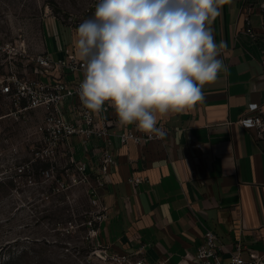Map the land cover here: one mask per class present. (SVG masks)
Returning <instances> with one entry per match:
<instances>
[{
    "label": "crops",
    "instance_id": "0c3cea01",
    "mask_svg": "<svg viewBox=\"0 0 264 264\" xmlns=\"http://www.w3.org/2000/svg\"><path fill=\"white\" fill-rule=\"evenodd\" d=\"M262 3L225 0L220 14L206 24L214 41L226 45L220 59L227 71L203 86V99L193 107L157 114V123L168 131L164 142L121 146L113 136L118 166L111 168L105 188L99 190L107 208L100 239L110 252L135 253L143 248L150 261L197 264L190 258L195 259L208 229L228 253L239 243L244 259L256 252L264 264V151L254 131L237 124L248 115L251 103L264 112ZM46 23L43 52L54 59L69 52L81 60L73 44L76 27L56 17ZM107 116L114 134L144 133L135 123L122 126L111 102ZM92 163L96 167L95 158ZM133 177L145 181L134 184Z\"/></svg>",
    "mask_w": 264,
    "mask_h": 264
},
{
    "label": "clouds",
    "instance_id": "9594fccd",
    "mask_svg": "<svg viewBox=\"0 0 264 264\" xmlns=\"http://www.w3.org/2000/svg\"><path fill=\"white\" fill-rule=\"evenodd\" d=\"M225 0H96L75 30L83 62V107L115 108L122 126L159 132L157 114L182 112L203 99L202 88L227 66L226 45L210 27Z\"/></svg>",
    "mask_w": 264,
    "mask_h": 264
},
{
    "label": "built area",
    "instance_id": "2783aa9c",
    "mask_svg": "<svg viewBox=\"0 0 264 264\" xmlns=\"http://www.w3.org/2000/svg\"><path fill=\"white\" fill-rule=\"evenodd\" d=\"M96 0L88 6L85 13L93 15ZM264 14V3L260 5ZM246 24H250L249 16H245ZM246 32L251 34V28ZM262 66L264 68V20L261 26ZM23 45L13 46L0 42V56L5 62L0 64V106L5 108L1 122L9 119L20 125H29L37 119L35 131L38 135L31 159L19 169L20 174L35 164L46 166L42 170L45 177L55 178V173L63 162L70 163L73 169H66L64 180L56 181V190L64 191L72 186L83 185L87 188L89 200L94 208L85 223L89 237L94 246L100 248V257L107 264H170L168 260L150 261L143 256V248L135 253H110L109 247L100 239L101 225L107 219V208L101 200L99 190L106 186V176L111 168L118 166L113 153V136L121 146L133 143L144 147L153 142H164L167 129L163 123H157L159 132L139 133L125 130L118 134L112 132L113 124L107 114L110 102H106L101 112L92 113L81 104L78 95L79 84L84 79L83 62L73 53H67L65 58L54 59L44 52L32 57L33 72H20L15 64L22 61L26 55ZM15 62V63H14ZM69 76L70 80H65ZM248 115L241 118L237 124L255 133L257 142L264 151V112L259 104L248 105ZM81 148L80 155L78 148ZM80 157V158H79ZM96 159V167L92 160ZM92 168H96L92 174ZM134 184L145 181L133 177ZM243 248L238 243L233 251H227L226 246L211 230H206L204 242L197 249L195 259L197 264H262L261 257L251 252V259L242 256ZM228 255V258H226Z\"/></svg>",
    "mask_w": 264,
    "mask_h": 264
},
{
    "label": "rangeland",
    "instance_id": "374dc122",
    "mask_svg": "<svg viewBox=\"0 0 264 264\" xmlns=\"http://www.w3.org/2000/svg\"><path fill=\"white\" fill-rule=\"evenodd\" d=\"M92 1L0 0V42L26 50L24 59L14 62L18 70L32 73V57L44 53L48 18L77 28ZM71 14L76 16L73 20ZM5 61L0 56V64ZM3 114L0 106V117ZM1 125L0 264H107L85 225L94 211L86 186L56 190V181L64 180L72 165L63 162L54 179L42 175L46 166L40 163L19 173L31 159L37 119L29 125L4 119Z\"/></svg>",
    "mask_w": 264,
    "mask_h": 264
}]
</instances>
